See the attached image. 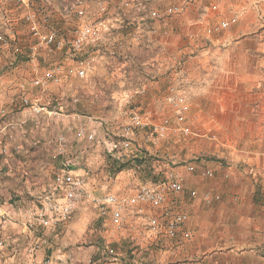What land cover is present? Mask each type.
Masks as SVG:
<instances>
[{
	"label": "rangeland",
	"instance_id": "rangeland-1",
	"mask_svg": "<svg viewBox=\"0 0 264 264\" xmlns=\"http://www.w3.org/2000/svg\"><path fill=\"white\" fill-rule=\"evenodd\" d=\"M118 1L107 0V9L111 13L117 10ZM141 1L145 3V8L138 10L137 3ZM131 2L135 7L126 12V21H132L134 17V26L142 24L143 20L139 19V14L145 12V20L152 22L157 32L137 40L129 36L126 38L124 34L123 40L125 42L128 40L125 45L129 47L124 54L116 59L104 58L88 78H66L61 86H52L49 93L60 99L63 112L60 115L48 116L32 113L22 107L21 84L27 87V92L33 95L39 93L36 87L31 88L27 84L30 82L31 71L29 64L26 63L30 39L25 15L32 12L39 21L60 32L68 30L70 25L79 19L76 15L66 16L59 5V0L49 2L0 0V36H5L7 40V44H3L0 39V143L6 147L4 151L3 147H0V160L7 159L5 167L11 170L19 167L25 171L18 172L15 169V175L11 172L10 175L4 176L8 178L10 190L7 196L5 194L6 199L14 205H17L22 197L26 202L21 201L22 204L34 200V205L40 208L44 198L53 193L55 173L63 164L88 170V185L95 194L113 193L125 198L132 196L141 185L162 179L168 170L180 168L185 162L179 159L181 157L179 155L185 154L186 157H190L189 160L194 159V162L200 159L217 162L224 159L222 151L246 148L251 137L264 136V94L260 97H251L247 106L245 105L247 99L243 98V105L235 106L240 108L239 111L211 113L216 121L214 126L197 124L196 121L186 125L187 115L183 122L177 123L172 108L171 121H164L162 115L158 113L152 114L137 108L136 113L141 116L144 124L140 127L132 124L133 114L130 105L133 102H127L125 94L120 92L129 82L130 67L142 77L146 68L143 58L157 52L156 46L147 48L143 43L159 42L162 39L173 43L175 37L165 38L160 35L163 27L171 29V34H174L175 27L181 22V16L185 15L195 0H131ZM251 2L264 6V0ZM172 4L181 5L182 11L168 17L149 19V10L162 11ZM213 4L216 5V10H212ZM225 6L222 0H214L207 2L205 4L207 9L202 10L216 16L220 15ZM90 7L88 15L90 20L98 18L94 4L92 3ZM258 8L260 14V7ZM187 19V23L190 24V17ZM15 47L20 50L18 54ZM162 51L167 57H174V51L168 50V47ZM129 58H132L133 62H126ZM123 68L129 69L126 77L122 75ZM179 68L178 64L168 68V71L172 69L170 73L173 75L170 79L167 78V92L170 86H175L179 82L180 75L176 74ZM235 100L238 103L242 98L237 97ZM245 122H254V125L242 126ZM158 123L168 126L163 135L153 131V125ZM128 126L130 131L126 133L125 129ZM182 127L187 131L184 132ZM79 129L84 131V136H77ZM89 133L93 134L92 139L86 138L85 135ZM60 134L67 138L65 146L61 147L62 150H59L57 143V136ZM138 136L143 137H140V143L148 140L139 145L135 140ZM123 139L128 140L130 145L123 147L119 144L114 150H109L111 143H118ZM164 147H167L166 151L163 150ZM120 171L125 173L124 178L136 179L134 187L130 188L131 191L111 190L107 184L102 187L97 185L98 180L107 182L110 180L109 177H114ZM184 176L186 180V173ZM183 193L170 195L169 199L177 204V197L183 196ZM177 207L179 208L178 205ZM137 209L139 210L138 206L125 208L118 227L108 215H102L92 202L82 201L68 222L47 229H41V226L36 225L34 236H43L47 242L40 244L35 251L27 250L12 259L17 264L172 262V256H157L165 249L167 245L165 240L170 238L154 239L148 235L145 221L148 215L155 212L154 209L145 205L139 212ZM191 237L187 242L191 241ZM27 241L25 240V244ZM160 250L162 251L159 252ZM179 261L182 264L188 263L186 257Z\"/></svg>",
	"mask_w": 264,
	"mask_h": 264
},
{
	"label": "crops",
	"instance_id": "crops-1",
	"mask_svg": "<svg viewBox=\"0 0 264 264\" xmlns=\"http://www.w3.org/2000/svg\"><path fill=\"white\" fill-rule=\"evenodd\" d=\"M211 1L214 0H195L181 16L174 34H171V29L163 27L160 35L175 37L173 43L166 39L143 43L147 48L156 46L157 52L143 58L146 68L142 77L130 67L129 82L120 91L131 94V100L138 108L158 113L164 121L173 119L166 82L173 75L172 69L168 71V68L177 64L180 70L176 74L184 78L188 85L186 125L196 121L197 124L214 126L216 121L211 113L239 111L240 108L235 106L243 105V98L247 99V106L251 97L264 94V6L251 0H222L226 4L225 9L215 16L202 10L207 9L205 4ZM233 13H238L235 24L221 33L208 36L206 30L210 26ZM188 16L190 24L187 23ZM166 47L174 51V57L166 56L162 51ZM129 61L133 62L132 58L126 62ZM237 97L242 98L241 102H236ZM253 123L245 122L242 126L249 127ZM140 137L143 138L134 137L139 145L148 140L140 143ZM248 144L240 150L222 151L224 159L217 162L208 159L194 162L185 154L179 155L185 164L177 167L176 171L187 176L183 196L177 197L176 201L187 215L182 233L188 232L193 238L187 242L189 238L181 234L176 237L178 241L166 239L165 249L157 255L172 256V262L165 264H182L179 260L185 257L187 264H264V136L251 137ZM0 147L3 151L6 148L1 143ZM166 148L163 150L166 151ZM6 161L0 160V232L7 242L0 264H7L27 250L33 251V240L36 238L33 232L37 227L30 231L26 224L35 221L39 209L34 200L24 205L21 197L14 205L6 199L10 190L8 178L4 176L11 172L15 175V169L25 173L19 167L12 170L5 167ZM189 164L195 167L193 173L184 169ZM206 169H211L213 176H205ZM124 176L125 173L120 171L109 177L107 182L98 180L97 185L102 187L107 184L111 190L131 191L136 179ZM192 189L197 190V196H190ZM205 192L213 195L212 203L205 202ZM25 240H28L26 244Z\"/></svg>",
	"mask_w": 264,
	"mask_h": 264
},
{
	"label": "built area",
	"instance_id": "built-area-1",
	"mask_svg": "<svg viewBox=\"0 0 264 264\" xmlns=\"http://www.w3.org/2000/svg\"><path fill=\"white\" fill-rule=\"evenodd\" d=\"M18 1L24 2V0ZM46 1L49 2L50 0ZM92 3L99 17L90 20L88 15ZM59 5L66 16L76 15L79 19L76 23L71 24L66 31L60 32L49 27L45 22L39 21L32 12L25 15L28 21L30 39L27 46L26 63L29 64L31 71L30 82L27 84L31 88L36 87L39 93L33 95L27 92L25 85L21 84L20 94L22 107L35 114H47L48 116L62 114L63 108L60 99L49 93L51 87L61 86L66 78H88L104 58L116 59L124 54L128 48L122 38L124 34L133 40H137L157 32L152 22L145 20V12L139 14V19L143 20L142 24L134 26V17H132V21H126V12L135 7L131 0H119L117 10L112 13L107 9V0H59ZM137 8L138 10L144 9L145 3L143 1L138 2ZM211 8L212 10L217 9L215 4ZM181 11V5L172 4L166 6L162 11L154 9L149 10L148 13L149 19L155 20L179 14ZM237 21L238 13H233L229 17L220 18L206 32L208 36L221 33ZM0 39L3 44H7L5 36H0ZM15 48L18 54L20 50ZM128 72L129 69L123 68V77H126ZM179 79V82L175 86H170L167 92V100L171 104L177 123L185 120L189 108L187 104V81L182 77ZM125 96L127 102L131 103V94L126 92ZM130 106H132L131 112L133 114L132 124L135 127L143 126L141 116L136 113L138 106L134 104ZM167 129L168 126L164 123L153 125V131L159 135H163ZM182 130L187 131L183 127ZM125 131L129 133L130 127H126ZM77 136H84V131L79 129ZM85 136L89 139L93 138L92 133ZM66 141L67 138L63 134L57 136L59 150H62L61 147L65 146ZM48 142L51 143V141ZM119 144L127 147L130 142L123 139L118 143H111L109 150H114ZM184 169L191 173L194 171V165H185ZM204 175L213 176V171L206 169ZM88 176L89 171L84 168H72L68 164H63L55 173L53 193L44 198L42 206L35 214V221L26 224L30 231L36 225L47 229L67 222L75 208L82 201L87 200L92 202L102 215H108L118 227H120L125 208L138 206L139 212L145 205L155 211L146 217L145 224L148 235L153 236L154 239L160 237L176 238L181 234L185 238L191 237L188 232L182 233L187 215L177 207L175 201L169 199L170 195H178L184 191L185 176L182 173L176 170H168L162 179L141 185L132 196L125 198H120L113 193L95 194L88 185ZM189 194L194 197L197 192L192 189ZM203 197L207 204L212 203L213 195L211 193L205 192ZM46 242L47 239L43 236L34 238L33 251L39 248L40 244ZM6 247L7 242L0 232V256ZM7 264L17 263L14 259H10Z\"/></svg>",
	"mask_w": 264,
	"mask_h": 264
}]
</instances>
